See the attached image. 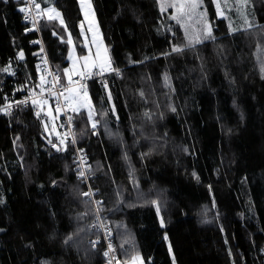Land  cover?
<instances>
[{"label": "trees", "instance_id": "1", "mask_svg": "<svg viewBox=\"0 0 264 264\" xmlns=\"http://www.w3.org/2000/svg\"><path fill=\"white\" fill-rule=\"evenodd\" d=\"M200 1L212 33L198 39L160 0H91L114 72L87 84L74 139L120 264H264V0H219L222 16ZM21 3L0 0V107L15 103L0 113V264H106L73 144L20 103L42 76ZM50 5L61 19L41 16L40 35L66 84L82 13Z\"/></svg>", "mask_w": 264, "mask_h": 264}, {"label": "built area", "instance_id": "2", "mask_svg": "<svg viewBox=\"0 0 264 264\" xmlns=\"http://www.w3.org/2000/svg\"><path fill=\"white\" fill-rule=\"evenodd\" d=\"M21 2L19 13L21 14L22 22L26 24L29 32L36 33L38 37L37 43L40 48L34 55L37 58V65L41 69L42 76L31 85L30 91L24 96L20 103L26 110L32 109L34 112H39L41 110L42 106L40 104L43 100L53 104L52 110L54 112L56 126L65 139L70 141L74 147L73 157L76 164L77 175L86 186L82 195L84 198L91 201L95 211V219L91 223L89 230L99 235L89 238L88 243L95 248L100 242H103L105 246L104 256L106 264H120L110 225L102 216L101 201L97 197V191L93 188V181L96 176L93 171L92 162L85 152V149L77 146L75 142L74 110L64 98V94L68 89L72 87L86 89L87 84L92 80H96L101 87H107L109 84L107 76L114 72V70L110 68V59H107L109 64L107 71V68H103L104 64H101L98 70L77 74L71 81L66 84H61L59 82V74L50 63L40 35L39 22L41 20L42 7L39 3L37 4L35 0H21ZM37 5L39 7H37ZM14 104L15 103H10L0 107V113H11ZM85 193H87V195H85ZM105 253H107V255H105Z\"/></svg>", "mask_w": 264, "mask_h": 264}, {"label": "rangeland", "instance_id": "3", "mask_svg": "<svg viewBox=\"0 0 264 264\" xmlns=\"http://www.w3.org/2000/svg\"><path fill=\"white\" fill-rule=\"evenodd\" d=\"M37 4L39 3L41 8V16L43 17H52V19L59 20V15H57L58 11L50 5V0H35ZM42 1L46 2V5L42 4ZM215 4L218 8L219 15L222 16L220 11V2L219 0H214ZM41 2V3H40ZM92 3V2H91ZM161 9L168 13L167 16L172 17L173 20H176L178 23L189 29V32L193 33L196 38H201L208 35V30L212 33V26L210 22L207 20L204 10L202 8L201 1L198 0L197 6L195 8L192 7V0H160ZM183 4L182 11H177V7ZM172 5H176L173 7ZM48 7L45 9V7ZM82 7L84 10V23H81L80 31L83 36V44L86 48V54L83 56H79L74 45L73 40L70 38V51H69V65L65 69V74L67 80L72 79L77 74H84L87 72L93 71L92 69L96 67V63L98 59H102L104 57H108V50L105 42L103 41L102 34L100 27L98 25L96 15L94 13V8L92 5V14L87 11L86 5L82 0ZM59 14V13H58ZM58 18V19H57ZM99 53V55H97ZM87 57V61L84 59ZM108 58H105L101 64H104L103 68H107L108 70ZM87 64V67L85 65ZM100 64V65H101ZM111 68V67H110ZM95 70V69H94ZM64 98L68 101L71 105V108L75 111L85 108L90 110L91 109V102L88 97V93L86 89H80L78 87H72L68 89L65 94ZM42 108L40 111L45 110L46 114L52 118V110L51 104L43 102L41 104ZM49 135L50 138L55 137L61 142L62 145L66 144L65 137L61 134L59 129L55 124V120L51 123L49 128ZM143 261L140 256H137L132 264H142Z\"/></svg>", "mask_w": 264, "mask_h": 264}, {"label": "crops", "instance_id": "4", "mask_svg": "<svg viewBox=\"0 0 264 264\" xmlns=\"http://www.w3.org/2000/svg\"><path fill=\"white\" fill-rule=\"evenodd\" d=\"M83 2L85 3V5H86V8H87V11L89 12V13H91L92 14V3H91V0H83ZM41 3V2H40ZM78 3H79V6H80V9H81V13H82V21H81V23H84V19H85V17H84V10H83V7H82V0H78ZM42 4H44V5H46V2L45 1H42V3H41V5ZM48 7L46 6L45 7V9H47ZM59 13V12H58ZM94 13H95V10H94ZM59 19H61V16H60V13H59ZM58 19V18H57ZM81 23H80V26H81ZM105 58H108L109 59V57H104V58H102V59H98V61H97V63H96V67L95 68H93L92 70H94V69H97L99 66H100V64L102 63V61L105 59ZM66 75V74H65ZM67 76V75H66ZM68 77V76H67ZM81 89V88H80ZM52 110V109H51ZM53 112V111H52Z\"/></svg>", "mask_w": 264, "mask_h": 264}, {"label": "snow or ice", "instance_id": "5", "mask_svg": "<svg viewBox=\"0 0 264 264\" xmlns=\"http://www.w3.org/2000/svg\"><path fill=\"white\" fill-rule=\"evenodd\" d=\"M197 2H198V0H192V7L193 8H195L197 6ZM172 6L176 7V5H172ZM37 7H39V6L37 5ZM182 9H183V4H181L179 7H177V11H182ZM57 15H59V14L57 13ZM49 18L51 19L52 17H49ZM208 37H211L210 28L208 30ZM180 50L181 49H179V48H174L173 49V51H180ZM97 55H99V53H97ZM21 57H22V53H21ZM84 59L87 61L88 58L84 57ZM85 67H87V64L85 65ZM4 71H7V69H4ZM89 119H91V115H89ZM95 126H96L95 123H93L92 127L95 128ZM85 195H87V193H85ZM105 255H107V253H105Z\"/></svg>", "mask_w": 264, "mask_h": 264}, {"label": "water", "instance_id": "6", "mask_svg": "<svg viewBox=\"0 0 264 264\" xmlns=\"http://www.w3.org/2000/svg\"><path fill=\"white\" fill-rule=\"evenodd\" d=\"M55 147H56V149H57V151H58V150H59V147H58L57 145H56Z\"/></svg>", "mask_w": 264, "mask_h": 264}]
</instances>
